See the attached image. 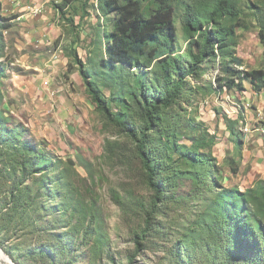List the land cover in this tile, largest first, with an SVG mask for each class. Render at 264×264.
Segmentation results:
<instances>
[{
	"label": "rangeland",
	"instance_id": "obj_1",
	"mask_svg": "<svg viewBox=\"0 0 264 264\" xmlns=\"http://www.w3.org/2000/svg\"><path fill=\"white\" fill-rule=\"evenodd\" d=\"M47 1L0 0V24L7 18L11 25L0 26V70L6 75L0 80V110L8 119L2 123L7 130L21 132L16 142L27 143L41 154L32 156L37 166L30 176L15 166L16 158L0 157V248L14 263L36 248L52 250L56 264H209L202 255L208 234L185 235L189 226L199 223L200 183L174 175L177 188L167 189L164 204L157 201L160 212L153 214L155 223L137 254V236L146 227L145 211L152 210L156 196L133 137L143 131L144 121L134 112L127 127L110 123L87 92L73 52L84 62L89 80L97 81L108 97L112 93L94 55L88 56L97 23L92 10L87 8L83 19L80 10L71 7L60 13L57 5L62 0ZM257 6L264 7V0L240 3L237 53L244 60L241 69L264 68V39L251 13ZM30 7L41 11L35 14ZM21 15L26 19H19ZM218 73L217 69L206 77L213 81ZM245 87V92L194 90L171 110L181 118L184 143L190 145V121L216 135L218 144L211 154L222 171V183L240 191L264 181V92H255L248 83ZM239 111L245 116L241 122H237ZM162 124L167 130L168 124ZM147 133L149 154L157 150L165 157L159 134ZM180 166L189 168L185 163ZM40 168L56 171L38 172ZM14 189L21 194L16 208L7 204ZM177 247L181 258L174 254ZM43 262L48 264L46 259Z\"/></svg>",
	"mask_w": 264,
	"mask_h": 264
},
{
	"label": "trees",
	"instance_id": "obj_2",
	"mask_svg": "<svg viewBox=\"0 0 264 264\" xmlns=\"http://www.w3.org/2000/svg\"><path fill=\"white\" fill-rule=\"evenodd\" d=\"M240 3L241 0H62L57 5L63 15L70 7L80 10L83 19L90 8L97 19L88 56L94 55L100 73L108 77L106 80L112 85L109 97L97 81L89 80L91 76L84 70L78 53L72 55L97 109L110 123L121 127L130 125L134 112L145 124L143 131L133 133V137L139 144L156 196L151 205L154 208L145 211L146 227L137 236V254L144 249L142 242L155 223L152 217L158 210L157 201L164 204L167 189L177 188L171 177L174 175L180 180L198 179L200 183L199 201L203 205L198 216L199 229L191 225L185 235L199 231L208 234L206 251L202 249L203 260L207 258L209 264H264V181L258 180L244 191L224 185L217 158L211 154L218 144L216 135H210L203 124L190 121L187 126L190 145L184 143L179 130L181 118L171 112L184 94L194 90L204 94L224 90L245 92L248 83L255 92H264V68L241 69L244 60L237 53ZM257 8L251 13L264 39V7ZM1 21L4 29L11 26L10 19ZM217 69L219 73L213 81L206 77ZM5 76L0 70V80ZM242 111L237 122L245 119ZM3 112L0 110V157L16 158L15 166L30 176L37 166L32 156L40 158L41 154L29 144L15 141L21 132L4 127L2 121L8 119ZM165 122L167 130L162 124ZM229 122L235 124L233 119ZM152 130L159 134L157 141L166 152L165 157L157 150L151 154L147 151V132ZM182 163L189 168L182 170ZM42 171L56 170L40 168L38 172ZM9 198L7 204L18 207L19 189H14ZM191 223V219L187 220L188 225ZM177 249L174 254L181 258L182 250ZM54 255L52 250L34 248L15 262L44 264L46 259L48 264H56Z\"/></svg>",
	"mask_w": 264,
	"mask_h": 264
},
{
	"label": "bare ground",
	"instance_id": "obj_3",
	"mask_svg": "<svg viewBox=\"0 0 264 264\" xmlns=\"http://www.w3.org/2000/svg\"><path fill=\"white\" fill-rule=\"evenodd\" d=\"M33 8V7H32ZM31 7L29 8V9H32ZM41 8H43V7H41ZM36 11H37V8H33V13H36ZM41 10L39 9V12H40ZM0 264H13L12 262H11V260L0 250Z\"/></svg>",
	"mask_w": 264,
	"mask_h": 264
},
{
	"label": "crops",
	"instance_id": "obj_4",
	"mask_svg": "<svg viewBox=\"0 0 264 264\" xmlns=\"http://www.w3.org/2000/svg\"><path fill=\"white\" fill-rule=\"evenodd\" d=\"M36 1H38V2H40V1H42V0H31V3H34V2H36ZM45 1H47V0H45ZM49 1V0H48ZM47 1V2H48ZM25 3H24V6H23V9L22 10H24L25 9ZM23 18H25L26 19V17H25V15H21L20 17H19V19H23ZM39 31H38V33H42L41 31H40V29H38ZM46 42H49L48 40H46V41H44V40H41V42L40 43H46Z\"/></svg>",
	"mask_w": 264,
	"mask_h": 264
},
{
	"label": "water",
	"instance_id": "obj_5",
	"mask_svg": "<svg viewBox=\"0 0 264 264\" xmlns=\"http://www.w3.org/2000/svg\"><path fill=\"white\" fill-rule=\"evenodd\" d=\"M0 250L11 260V262L13 263V264H18V263H14L13 262V259H11L10 257H9V255L8 254H6L5 253V251L2 249V248H0Z\"/></svg>",
	"mask_w": 264,
	"mask_h": 264
},
{
	"label": "built area",
	"instance_id": "obj_6",
	"mask_svg": "<svg viewBox=\"0 0 264 264\" xmlns=\"http://www.w3.org/2000/svg\"><path fill=\"white\" fill-rule=\"evenodd\" d=\"M39 13H40V12H39V8H37V11H36L35 14H39ZM245 132H249V126L246 128Z\"/></svg>",
	"mask_w": 264,
	"mask_h": 264
}]
</instances>
